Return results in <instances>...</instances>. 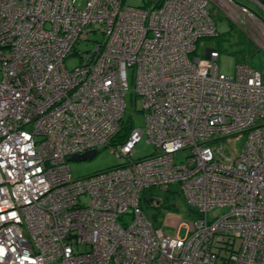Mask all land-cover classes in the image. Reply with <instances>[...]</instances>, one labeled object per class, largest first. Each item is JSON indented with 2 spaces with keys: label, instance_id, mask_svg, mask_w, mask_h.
<instances>
[{
  "label": "built area",
  "instance_id": "1",
  "mask_svg": "<svg viewBox=\"0 0 264 264\" xmlns=\"http://www.w3.org/2000/svg\"><path fill=\"white\" fill-rule=\"evenodd\" d=\"M124 1L0 0V264H264V75L194 56L218 8L264 21L237 0ZM143 137L155 151L134 159ZM103 148L121 162L72 177L71 156ZM173 185L197 214L184 237L140 204Z\"/></svg>",
  "mask_w": 264,
  "mask_h": 264
},
{
  "label": "rangeland",
  "instance_id": "2",
  "mask_svg": "<svg viewBox=\"0 0 264 264\" xmlns=\"http://www.w3.org/2000/svg\"><path fill=\"white\" fill-rule=\"evenodd\" d=\"M250 9H252L259 20L264 21V9L253 3L251 0H237ZM145 0H125L124 4L131 7H141ZM80 4V3H79ZM215 8L213 3H209L208 9L212 12ZM218 29V36L200 38L196 42V51L194 56L204 57L207 48H218L220 57L218 67L221 73L227 76H232L235 72L237 64L245 63L254 69L260 71L264 75V33L260 30L256 20L243 17L241 15L227 16L224 11L218 8L214 15ZM91 34L89 37L92 40L101 38L100 31ZM91 44L82 41L76 44V51L82 52L90 48ZM79 64V55L74 54L65 60L67 70L71 71ZM126 111L124 114V122L128 121L133 127H143V113H134L135 108L141 109V102L137 99L134 102L132 95L126 97ZM232 142L235 151H238L243 138ZM155 151L151 144L146 143V137H143L135 146V152L132 158H141ZM185 153L179 152L176 154V161L184 158ZM121 162V159L116 158L110 149L103 148L91 160L69 161L70 173L73 178H83L107 168L113 167ZM161 201L166 203V206L154 208L144 198L141 199V207L153 224L162 232L172 237H184L190 227L193 226L197 218L195 211L187 204L185 198L177 191V187L173 185L169 191H154ZM162 205V203H161ZM225 213L224 209H214L208 216H219ZM129 222L130 217L125 219Z\"/></svg>",
  "mask_w": 264,
  "mask_h": 264
},
{
  "label": "water",
  "instance_id": "3",
  "mask_svg": "<svg viewBox=\"0 0 264 264\" xmlns=\"http://www.w3.org/2000/svg\"><path fill=\"white\" fill-rule=\"evenodd\" d=\"M97 154L96 150L88 151L81 155H73L69 158V161H83L91 160ZM146 201L154 208H159L161 206V201L155 197H146Z\"/></svg>",
  "mask_w": 264,
  "mask_h": 264
},
{
  "label": "trees",
  "instance_id": "4",
  "mask_svg": "<svg viewBox=\"0 0 264 264\" xmlns=\"http://www.w3.org/2000/svg\"><path fill=\"white\" fill-rule=\"evenodd\" d=\"M123 134H124V133H123ZM119 136H120V137H119V140H123V139H124L123 137L125 136V134H124L123 136H122V135H119ZM161 206H166V203L162 201V205H161ZM161 206H160V207H161Z\"/></svg>",
  "mask_w": 264,
  "mask_h": 264
},
{
  "label": "flooded vegetation",
  "instance_id": "5",
  "mask_svg": "<svg viewBox=\"0 0 264 264\" xmlns=\"http://www.w3.org/2000/svg\"><path fill=\"white\" fill-rule=\"evenodd\" d=\"M161 203H162V201H161Z\"/></svg>",
  "mask_w": 264,
  "mask_h": 264
}]
</instances>
